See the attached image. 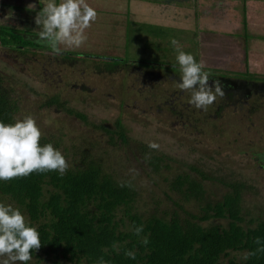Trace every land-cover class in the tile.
<instances>
[{"label": "rangeland", "instance_id": "obj_1", "mask_svg": "<svg viewBox=\"0 0 264 264\" xmlns=\"http://www.w3.org/2000/svg\"><path fill=\"white\" fill-rule=\"evenodd\" d=\"M190 1L178 9L171 5L164 9L157 21L166 27L157 36L152 34L158 32L156 24L130 22L123 53L118 45L120 54L107 51L94 54L95 49L89 43L59 54H53L47 46L43 53L14 52L0 46V68L4 75L16 79V92L25 93L20 117L31 114L41 136H60L58 149L68 167L81 164L88 152L90 158H98L104 169L117 178L127 176L133 180L140 188L139 206L143 203L149 206L153 192L164 197L167 183L154 184L138 152L117 137L110 141L105 128L113 130L117 119H121L131 142L148 145L149 141H155L158 147L154 150L171 159L174 171L195 165L217 178L242 180L250 186L245 194L246 206L254 214L264 212V168L255 156V152L264 151V91L254 94L247 106L239 104V95L229 91L205 108H195L188 102L190 90L176 87L179 67L169 37L174 36L184 51L202 60L209 74L237 78L247 77L249 71L255 75L250 79L262 82L264 46L257 45L256 38L243 45L242 38L234 36L242 32L245 0H230L231 5L228 0ZM263 2L256 9L263 23L249 29L254 35H264ZM254 5L256 1L251 7ZM141 28L148 34H136ZM112 66L123 69H105ZM150 70L154 71L146 72ZM53 94L65 107L84 114L86 120L69 114L64 106H44ZM220 104L226 107L217 110ZM209 185L217 194L224 192V187L215 180ZM236 256L240 257L238 253ZM29 264L55 263L41 254Z\"/></svg>", "mask_w": 264, "mask_h": 264}, {"label": "trees", "instance_id": "obj_2", "mask_svg": "<svg viewBox=\"0 0 264 264\" xmlns=\"http://www.w3.org/2000/svg\"><path fill=\"white\" fill-rule=\"evenodd\" d=\"M153 1L160 6L165 2H191ZM157 28L158 32L152 33L154 36L162 31L161 26ZM0 46L22 53L47 50L23 38L17 30L2 25ZM246 72V80L255 77ZM16 88V79L4 75L0 68V120L6 123L21 118L19 114L24 110L21 102L25 93L18 94ZM52 105L65 107L56 94L44 102L46 107ZM225 107L220 104L217 110ZM64 109L86 120L84 114L72 108ZM105 130L110 141L117 137L140 154L154 184L167 183L164 197L153 192L150 205L139 206L140 188L133 180L127 176L117 178L104 169L98 158H90L88 152L81 164L67 167L63 175L50 170L0 181V200L18 207L39 232L41 244L30 250L31 260L45 254L55 264H96L98 259L109 264H264V212L254 214L246 206L248 184L217 178L195 165L174 171L168 156L140 141L131 142L121 119L116 120L113 130ZM47 142L59 148L60 136L42 135L39 143ZM255 156L264 168V151L255 152ZM213 180L224 187L221 195L212 191L214 187L209 182ZM134 225H143L140 236L147 235V244H142L140 236L131 230ZM125 249L134 251L135 257L126 256ZM249 251L252 254L244 258V253ZM31 260L23 263L29 264Z\"/></svg>", "mask_w": 264, "mask_h": 264}, {"label": "clouds", "instance_id": "obj_3", "mask_svg": "<svg viewBox=\"0 0 264 264\" xmlns=\"http://www.w3.org/2000/svg\"><path fill=\"white\" fill-rule=\"evenodd\" d=\"M41 7L35 12L34 23L38 26V42L43 43L53 54L65 49H76L87 39L85 29L95 21L96 9L86 0H37ZM28 9L35 4L29 3ZM169 44L175 50V62L179 67L176 87L190 90L188 102L195 108L203 109L217 96L224 94V86L218 79L209 84L210 76L204 62L186 52L178 40L171 36ZM41 131L31 114L15 119L11 123L0 120V181L13 177L27 176L31 172L55 170L63 175L68 163L62 152L52 143H39ZM149 148H157L155 141L148 142ZM143 225H134L132 231L140 236ZM142 244L148 243L147 235L140 236ZM36 225L25 219L18 207L0 200V264L27 262L32 252L40 246ZM129 258L135 252L125 249ZM244 253V258L251 255ZM96 264H109L98 259Z\"/></svg>", "mask_w": 264, "mask_h": 264}, {"label": "crops", "instance_id": "obj_4", "mask_svg": "<svg viewBox=\"0 0 264 264\" xmlns=\"http://www.w3.org/2000/svg\"><path fill=\"white\" fill-rule=\"evenodd\" d=\"M255 1L256 5L252 8L251 3ZM263 1L245 0L244 6L242 5L244 9L242 11L243 22L240 25L242 32L239 31V33L234 36H237L239 39L242 38L241 44L243 45H248L249 40L256 38L258 40L256 44L264 46L263 34L254 35L249 32L251 25L259 26L263 23V18L260 21V13L256 10L259 9L257 5ZM0 2V7H2V26L17 30L23 38H27L40 46H46L38 42V26L33 20L35 12L41 7L37 0H0ZM86 2L96 9L97 16L95 21L90 22L89 27L85 29L87 39L82 44H92L93 49H95L92 51L94 54L103 53L105 51L112 54H120V47L118 48V45L122 46L121 52L123 53L125 46H127L130 22L140 21L143 24L148 23L149 26L150 24H156L157 26L165 28V24L161 25L160 21H157V18L160 20L161 15L165 11L164 9L168 5L175 6L176 8L182 7V3L176 2H173V4L165 2L160 6L154 3L153 0H86ZM228 2L231 5L230 0H228ZM29 3H34L35 8L28 9L27 5ZM249 5L252 8L250 10ZM230 18L229 16V19ZM152 20H154V22H152ZM229 22L230 21L227 20V24H229ZM145 33L148 34L147 31L144 32L141 28L136 34L140 36V34L143 35Z\"/></svg>", "mask_w": 264, "mask_h": 264}, {"label": "flooded vegetation", "instance_id": "obj_5", "mask_svg": "<svg viewBox=\"0 0 264 264\" xmlns=\"http://www.w3.org/2000/svg\"><path fill=\"white\" fill-rule=\"evenodd\" d=\"M209 84L213 79H218L223 83L224 92L231 91L232 94L239 95V104L247 106L249 99L259 92L264 91V82L256 80H246L244 77L231 78L225 75L209 74ZM230 100V99H229ZM228 100V102H229Z\"/></svg>", "mask_w": 264, "mask_h": 264}]
</instances>
